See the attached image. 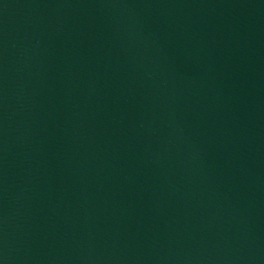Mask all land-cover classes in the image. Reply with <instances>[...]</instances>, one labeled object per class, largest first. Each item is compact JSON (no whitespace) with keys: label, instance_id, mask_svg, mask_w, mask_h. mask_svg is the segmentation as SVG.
<instances>
[{"label":"water","instance_id":"water-1","mask_svg":"<svg viewBox=\"0 0 264 264\" xmlns=\"http://www.w3.org/2000/svg\"><path fill=\"white\" fill-rule=\"evenodd\" d=\"M0 264H264V0H0Z\"/></svg>","mask_w":264,"mask_h":264}]
</instances>
